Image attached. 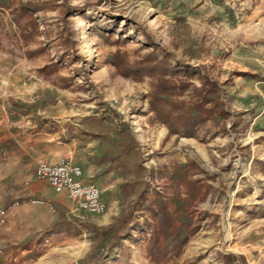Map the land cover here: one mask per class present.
I'll list each match as a JSON object with an SVG mask.
<instances>
[{
	"label": "rangeland",
	"instance_id": "obj_1",
	"mask_svg": "<svg viewBox=\"0 0 264 264\" xmlns=\"http://www.w3.org/2000/svg\"><path fill=\"white\" fill-rule=\"evenodd\" d=\"M49 135L100 156L106 212L67 211L53 192L7 209L23 191L4 179L0 264H81L90 228L130 211L137 229L97 264H264V0H0V172L13 139L32 152ZM156 201L193 231L159 263Z\"/></svg>",
	"mask_w": 264,
	"mask_h": 264
},
{
	"label": "trees",
	"instance_id": "obj_2",
	"mask_svg": "<svg viewBox=\"0 0 264 264\" xmlns=\"http://www.w3.org/2000/svg\"><path fill=\"white\" fill-rule=\"evenodd\" d=\"M172 72L180 73H190L193 70L187 65L173 67L168 64ZM140 71L137 68H127L126 75L137 74ZM198 74V72H195ZM203 89L198 90V94L204 97L202 93ZM205 101V100H203ZM205 102H200L195 107L197 115L189 116L187 119V126L189 129H193L196 123L201 121V118L198 113L203 109ZM107 109L106 118L104 120L115 121L117 128L112 132L118 141L125 142L127 140L126 134L129 127L125 122L122 121L120 114L111 109L109 106H105ZM213 108L208 109L207 111H212ZM84 135L90 138H100L99 134L96 132H84ZM130 145L131 140H129ZM128 146V144H127ZM129 149V148H128ZM113 159L106 158L105 155L102 156V161H112ZM23 198L16 199L4 205V208H9L14 204H19L23 201ZM33 200V199H29ZM153 214L157 219V225L152 231V237L148 246V256L150 260L154 262H161L163 260L170 259L179 254L182 247L186 244L188 237L193 234L190 224L188 222H179L176 223L167 212V207L164 203L156 201V209L153 210ZM132 212L124 214L115 219L110 225L105 227H91L90 230L93 233L92 236V247L90 252L83 259L81 264H97L102 257L113 251L118 247L123 239L128 235L130 230L137 229L138 224L132 220Z\"/></svg>",
	"mask_w": 264,
	"mask_h": 264
},
{
	"label": "crops",
	"instance_id": "obj_3",
	"mask_svg": "<svg viewBox=\"0 0 264 264\" xmlns=\"http://www.w3.org/2000/svg\"><path fill=\"white\" fill-rule=\"evenodd\" d=\"M57 139L51 135L34 138L35 146L31 150L32 152H30L27 143L30 141V138H23L18 141L13 139V141L7 144L8 148L7 152H5L4 168L0 172V181L4 179L15 180L16 183L22 186L23 193L12 201L19 198L24 199L21 203L14 204L9 208L26 205L33 200L35 202L36 197H48V193L53 192L56 195L54 196V200L57 204L63 206L67 211H75L77 214L83 215L76 210L75 204L69 200L66 191L55 193L46 181L37 180L34 175L35 167L40 162L56 165L61 161L67 160L71 165L81 169L83 180L92 182H94L93 178L105 168H103L104 166L102 167L103 163H99L96 159L100 157L98 154L90 156L81 152L82 147L79 146L80 140L73 139L62 143L58 142Z\"/></svg>",
	"mask_w": 264,
	"mask_h": 264
},
{
	"label": "built area",
	"instance_id": "obj_4",
	"mask_svg": "<svg viewBox=\"0 0 264 264\" xmlns=\"http://www.w3.org/2000/svg\"><path fill=\"white\" fill-rule=\"evenodd\" d=\"M37 180L46 181L55 193L67 192L68 198L75 204L78 212L85 216L98 217L106 212L100 187L83 180V173L77 166L64 160L59 164L50 165L40 162L34 170Z\"/></svg>",
	"mask_w": 264,
	"mask_h": 264
}]
</instances>
